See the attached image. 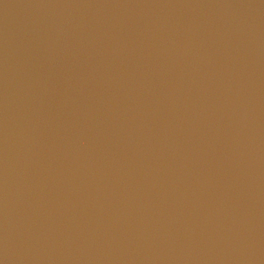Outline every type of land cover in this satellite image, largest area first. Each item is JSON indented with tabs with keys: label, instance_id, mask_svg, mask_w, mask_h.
Wrapping results in <instances>:
<instances>
[{
	"label": "water",
	"instance_id": "95a60500",
	"mask_svg": "<svg viewBox=\"0 0 264 264\" xmlns=\"http://www.w3.org/2000/svg\"><path fill=\"white\" fill-rule=\"evenodd\" d=\"M0 264H264V0H0Z\"/></svg>",
	"mask_w": 264,
	"mask_h": 264
}]
</instances>
